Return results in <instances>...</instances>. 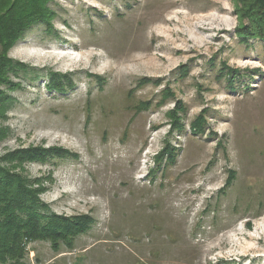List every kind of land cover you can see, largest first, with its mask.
<instances>
[{
	"label": "rangeland",
	"instance_id": "obj_1",
	"mask_svg": "<svg viewBox=\"0 0 264 264\" xmlns=\"http://www.w3.org/2000/svg\"><path fill=\"white\" fill-rule=\"evenodd\" d=\"M239 10L0 0L1 190L54 231L22 261L264 264V37Z\"/></svg>",
	"mask_w": 264,
	"mask_h": 264
},
{
	"label": "trees",
	"instance_id": "obj_2",
	"mask_svg": "<svg viewBox=\"0 0 264 264\" xmlns=\"http://www.w3.org/2000/svg\"><path fill=\"white\" fill-rule=\"evenodd\" d=\"M235 1L239 4L242 17L250 23L249 27L253 33L264 37V0ZM13 184L11 181L6 191H2L4 184L0 183V264H26L21 260L23 239H54V231L46 230L48 227L40 224V216L34 211H29L28 207L32 208L33 204H28L21 194H17L16 189L21 191L19 188L14 190ZM26 189L24 188V191ZM28 192L31 193L29 190ZM68 223L63 222V225ZM67 230L61 234H71L74 228Z\"/></svg>",
	"mask_w": 264,
	"mask_h": 264
}]
</instances>
